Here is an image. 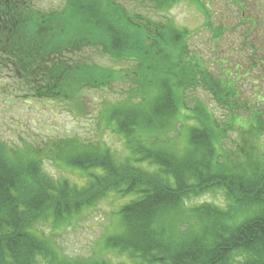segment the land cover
Returning <instances> with one entry per match:
<instances>
[{
	"label": "trees",
	"instance_id": "1",
	"mask_svg": "<svg viewBox=\"0 0 264 264\" xmlns=\"http://www.w3.org/2000/svg\"><path fill=\"white\" fill-rule=\"evenodd\" d=\"M37 1L0 0V72L23 83L26 97L69 101L82 86L107 91L120 81L114 70L86 62L81 54L87 47L135 65L134 75L143 83L132 101L104 111L105 124L130 153L122 162L107 147L81 139L56 141L54 148L44 145L30 156L8 152L0 142V264H59L34 227L40 221L58 227L111 194L120 200L133 197L116 213L121 231L106 240V250L125 259L120 264H238L233 261L238 257L243 258L239 264H264V168L250 151L252 142L247 145L257 132L264 134V112L261 116L257 110L255 126L236 130L247 136L241 139L246 161L229 168L217 159L216 143L240 117L238 86L204 69L190 49L189 29L168 22L146 33L152 25L131 18L111 0H67L55 12L38 11ZM149 1L168 10L180 0ZM225 70L233 73L222 68L223 75ZM200 89L228 108V123L197 98L194 107L188 105L189 96ZM185 116L198 126L189 128L178 153L167 148L164 138L171 121ZM45 159L86 172L87 183L54 179L43 170ZM216 191L223 192L225 208L188 207Z\"/></svg>",
	"mask_w": 264,
	"mask_h": 264
},
{
	"label": "rangeland",
	"instance_id": "2",
	"mask_svg": "<svg viewBox=\"0 0 264 264\" xmlns=\"http://www.w3.org/2000/svg\"><path fill=\"white\" fill-rule=\"evenodd\" d=\"M66 1L38 0L35 8L42 12H55L61 10ZM111 1L113 6L122 7L131 18L139 21L141 17L143 25H152L146 33H154L168 22L179 29H189L192 32L188 41L190 49L200 58L204 69L217 77L223 76L230 86L237 84L241 108L236 113L240 117L235 128L224 134L225 139L218 135L217 159L229 168L245 166L246 159L241 155L244 148L241 139L247 136L242 134L240 137L236 130L240 125L243 130L249 124L255 126L257 110L261 116L264 112V0H180L168 10L157 9L149 0ZM218 29L223 30V34H217ZM217 37L221 38L216 43L214 39ZM87 48H84L86 53L81 54L86 62L104 70H114L120 79L107 91L82 86L81 93L76 97L71 94L69 101L36 102L26 97L27 90L23 83L15 79L11 82L7 74L0 72V142L8 152H27L30 156L37 149L44 148V145L45 149L54 148L56 141L81 139L107 147L119 162L130 157L121 136L112 131L111 125L108 127L105 124L104 111L111 106L132 101V95L143 82L137 81L134 75L135 65L112 59L103 49L96 51ZM222 68L234 74L225 70L223 75ZM196 98L207 105L216 119L228 123V108L215 102L208 91L200 89L190 95L187 101L190 107L195 106L192 102ZM188 117L173 119L170 134L164 138L167 148L174 152L181 153L186 146L189 128L198 126L192 120H187ZM257 133L256 137L247 141V145L252 142L250 151L258 157L264 168V134ZM43 170L56 180L68 179L77 184H85L89 178L86 172L63 165L58 167L50 159L43 161ZM247 173L251 174V169L247 168ZM131 198L129 196L120 200L111 194L95 207L84 210L58 227L52 221H40L33 230L50 243L59 264L75 260H107L112 264H120L125 259L118 253L106 250V240L121 231L116 213ZM202 204L225 208L227 202L223 192L216 191L195 198L188 203V207ZM233 261L239 264L243 258L238 257ZM39 264L47 263L41 260Z\"/></svg>",
	"mask_w": 264,
	"mask_h": 264
}]
</instances>
